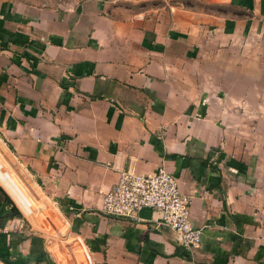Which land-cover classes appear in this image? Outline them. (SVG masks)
Returning <instances> with one entry per match:
<instances>
[{"label": "crops", "instance_id": "crops-1", "mask_svg": "<svg viewBox=\"0 0 264 264\" xmlns=\"http://www.w3.org/2000/svg\"><path fill=\"white\" fill-rule=\"evenodd\" d=\"M126 168L173 174L196 247L101 209ZM0 182L91 264H264V0H0ZM9 208L0 258L58 264Z\"/></svg>", "mask_w": 264, "mask_h": 264}, {"label": "built area", "instance_id": "built-area-1", "mask_svg": "<svg viewBox=\"0 0 264 264\" xmlns=\"http://www.w3.org/2000/svg\"><path fill=\"white\" fill-rule=\"evenodd\" d=\"M142 207L158 210L161 222L187 248L200 243L201 227L190 219V196L180 190L171 172L163 168L155 172L119 170L116 183L103 195L101 209L111 215L133 216Z\"/></svg>", "mask_w": 264, "mask_h": 264}, {"label": "rangeland", "instance_id": "rangeland-1", "mask_svg": "<svg viewBox=\"0 0 264 264\" xmlns=\"http://www.w3.org/2000/svg\"><path fill=\"white\" fill-rule=\"evenodd\" d=\"M0 185L4 187L1 182ZM16 205L18 204L16 203ZM17 207L19 209L17 217H20L21 221L13 226V229L24 232L35 230L44 233L47 236L46 244L50 252L54 253L52 246L57 245L58 251H55L57 257H54L58 264H91L82 243L76 237L68 236L64 220L59 217V213L53 206H45L44 209L36 210H33V206H31V211L27 213L19 205ZM30 221L33 223H30ZM30 260L38 262L35 258H30ZM2 264H4L3 261Z\"/></svg>", "mask_w": 264, "mask_h": 264}, {"label": "water", "instance_id": "water-1", "mask_svg": "<svg viewBox=\"0 0 264 264\" xmlns=\"http://www.w3.org/2000/svg\"><path fill=\"white\" fill-rule=\"evenodd\" d=\"M5 204H8L9 207H10L9 208L10 211H8L7 213L12 214L14 212L19 211V209H18L16 203L14 202V200L7 193V191L0 185V210L3 208V206ZM0 259H1V261L4 262V264H33V262L30 259H25L21 255L14 256V257H11V258L2 257ZM37 264H40V263L38 262ZM42 264H56V262H55V260L50 259V260L44 261V263H42Z\"/></svg>", "mask_w": 264, "mask_h": 264}, {"label": "trees", "instance_id": "trees-1", "mask_svg": "<svg viewBox=\"0 0 264 264\" xmlns=\"http://www.w3.org/2000/svg\"><path fill=\"white\" fill-rule=\"evenodd\" d=\"M40 264L44 263V261H41L43 260L42 259V255L41 256H37V259H36Z\"/></svg>", "mask_w": 264, "mask_h": 264}, {"label": "bare ground", "instance_id": "bare-ground-1", "mask_svg": "<svg viewBox=\"0 0 264 264\" xmlns=\"http://www.w3.org/2000/svg\"><path fill=\"white\" fill-rule=\"evenodd\" d=\"M4 188V187H3ZM5 189V188H4ZM6 190V189H5ZM8 193V192H7ZM9 194V193H8ZM10 195V194H9ZM11 196V195H10ZM11 198H12V196H11ZM13 199V198H12ZM14 200V199H13ZM14 202H15V200H14ZM16 203V202H15ZM18 206V205H17Z\"/></svg>", "mask_w": 264, "mask_h": 264}, {"label": "flooded vegetation", "instance_id": "flooded-vegetation-1", "mask_svg": "<svg viewBox=\"0 0 264 264\" xmlns=\"http://www.w3.org/2000/svg\"><path fill=\"white\" fill-rule=\"evenodd\" d=\"M36 259H37V258H36ZM32 262H33V261H32ZM32 262H31V263H32ZM37 263H38V262H35V263L33 262V264H37Z\"/></svg>", "mask_w": 264, "mask_h": 264}]
</instances>
